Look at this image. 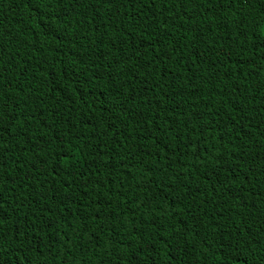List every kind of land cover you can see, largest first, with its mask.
Listing matches in <instances>:
<instances>
[{"label":"trees","instance_id":"16d2710c","mask_svg":"<svg viewBox=\"0 0 264 264\" xmlns=\"http://www.w3.org/2000/svg\"><path fill=\"white\" fill-rule=\"evenodd\" d=\"M0 264H264V0H0Z\"/></svg>","mask_w":264,"mask_h":264}]
</instances>
